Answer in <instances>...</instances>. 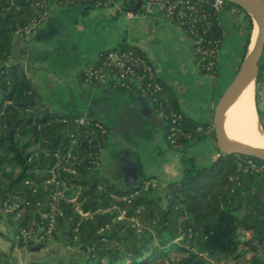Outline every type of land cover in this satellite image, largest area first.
<instances>
[{"label":"trees","instance_id":"1","mask_svg":"<svg viewBox=\"0 0 264 264\" xmlns=\"http://www.w3.org/2000/svg\"><path fill=\"white\" fill-rule=\"evenodd\" d=\"M159 1L165 12L168 6L174 7L170 17L191 40L199 74L214 76L210 59L202 53L214 52L223 40L214 0ZM45 2L48 6L62 4ZM42 3L44 0H0V221L13 227L17 244H27L28 238L22 234L27 231L42 243L76 247L73 257L56 264H264V180L244 172L247 161L263 168L264 162L235 155L217 158L209 166L187 160L179 181L157 188L161 195L153 189L156 187L144 189L149 180L128 188L112 183L96 164L108 134L99 137L92 126L77 122L80 117L43 106L23 67L10 61L12 37L33 22L40 23ZM73 3L94 7L95 0L66 5ZM224 6L236 7L225 2ZM245 17L248 26L242 59L253 30L251 17L247 13ZM118 49L132 52L149 66L136 46L123 43L114 48ZM108 52H102L87 67L99 66ZM237 63L234 73L242 61ZM83 76L82 72L81 80ZM109 81L148 107L146 119L160 124L165 138L167 116L180 115L175 144L165 140L169 149L181 150L214 138L213 129L209 131L207 125L180 111L175 92L154 73L148 76L139 70L131 84ZM256 83L264 87V50ZM71 141H75L72 154L76 158L70 161L74 174L62 171L65 146ZM57 150L63 155L60 160L55 157ZM55 182L65 184L69 189L65 196H75V202L53 201ZM134 192L136 196L123 200ZM80 211L89 216L82 217ZM51 218L53 226L48 232Z\"/></svg>","mask_w":264,"mask_h":264},{"label":"crops","instance_id":"2","mask_svg":"<svg viewBox=\"0 0 264 264\" xmlns=\"http://www.w3.org/2000/svg\"><path fill=\"white\" fill-rule=\"evenodd\" d=\"M135 1L112 0L111 5L100 8L50 4L27 39L18 33L12 37L10 61L25 68L43 106L107 127L118 150L110 153L106 166L99 170L112 183L126 188V179L137 177L129 187L149 180L145 183L162 188L183 177L187 160L196 166L213 164L218 155L214 138L181 150L169 149L161 125L142 117V108L146 114L149 109L139 99L115 88L109 80L89 86L81 80V73L104 51L123 43L136 46L154 74L175 92L180 111L210 131L215 106L238 62L236 57L229 59L238 53L242 37L234 41L232 30L222 24L221 69L214 77L200 75L193 63L191 41L183 30L161 11L160 4L150 0L131 13ZM123 157L125 161H120Z\"/></svg>","mask_w":264,"mask_h":264},{"label":"rangeland","instance_id":"3","mask_svg":"<svg viewBox=\"0 0 264 264\" xmlns=\"http://www.w3.org/2000/svg\"><path fill=\"white\" fill-rule=\"evenodd\" d=\"M150 1L153 3H157V4L161 3L160 1L157 2V0H150ZM111 3H112V1H111ZM109 5H111V4H109ZM190 10L192 11L193 9H190ZM161 11L163 13H165L166 16L170 20H172L168 11L165 12L164 8H162ZM217 13H218V19H219L220 24L226 25V27H228L229 29L232 30V36L231 37L234 41L238 40L240 36L242 37L238 53L235 55H231V57L229 59L230 61H232L233 58L236 57L237 59L235 58L234 60L236 62L238 61V63H239L240 60L243 61L242 58L244 55V50H243L242 46H243V42H244V39H245V36L247 33L246 28L248 26L247 21L245 19L246 18L245 17L246 12L239 7L238 8H236V7L226 8L223 5L221 8L217 9ZM42 18H43V16H42ZM223 25H222V27H223ZM179 28L182 30V28L180 26H179ZM223 32H224V30H223ZM252 32H254V25H253ZM19 34H21V33H19ZM21 35H23L25 37L23 32ZM223 38H224V33H223ZM251 38H252V34H251ZM222 42H223V40H222ZM222 42H221V45H222ZM198 43H199V41H197V44ZM253 44H254V42H252L251 45L249 43V46H248L247 50L245 51L246 54L251 50ZM221 45L214 50L213 58H210V56H209V59H210L209 69L211 70L213 68L214 72L216 73L215 75H217V73L219 72V69H221V68H218L220 63H222L221 62L222 61L221 56H219V54H220L219 49L221 48ZM197 52H200L199 48H197ZM204 52L205 51H203L202 53L204 54ZM240 65H241V63L239 64V67H240ZM238 68H237V70H238ZM236 72L233 74V77L236 74ZM253 81H254V95H253L254 110H255L257 120H258L261 128L264 131V96H263L264 87L261 84L258 85L256 83V80H253ZM107 137L108 138L105 142V145L102 147V149L100 151L101 162H100V158H99L98 165H97V167L101 171L106 166V163H107V160H108L110 153L113 150L114 151L118 150V149L114 148L115 146L112 142V138H111L112 136L109 134V136L107 135ZM101 163H102V166H101ZM245 164L246 165L244 166V172L247 171V174L258 176V178H262L264 180V168L256 167L253 164H250L249 161H247ZM153 187H156V186H153ZM153 189H155L157 191L158 195H161L159 189H157V188H153ZM27 238H28L26 240L27 244L24 247H20L17 244L18 238L14 235L13 227L11 225L6 224L4 222V220H1L0 221V264H50V263L56 264V263H58V260H62V261L66 260L69 257H71L73 254L76 253V247L75 246H67L66 247L61 242H47V243L43 242L42 243L40 241L34 240L33 237H27ZM51 247H53V249L49 250ZM57 250H63V253L60 254V252H58ZM65 250H68L67 251L68 253H65Z\"/></svg>","mask_w":264,"mask_h":264},{"label":"built area","instance_id":"4","mask_svg":"<svg viewBox=\"0 0 264 264\" xmlns=\"http://www.w3.org/2000/svg\"><path fill=\"white\" fill-rule=\"evenodd\" d=\"M54 1H58L62 4H68L71 3L73 1H81V2H88V1H92V0H54ZM112 0H95L94 3V7L95 8H100L106 5L111 4ZM157 2H159V0H157ZM185 5H189V1H185L183 2ZM226 3V2H225ZM161 6V10L162 8H164V4L162 3H158ZM224 5V1L223 0H214V8L217 10L219 8H221ZM40 7L42 9H44L42 16H46L47 15V8L48 5L46 4L45 0L44 3H42L40 5ZM188 8L192 9L193 7L188 6ZM168 13L170 14V12L173 11L174 7L173 6H168L167 8ZM38 25V22H33L28 28H25V30L23 31V34L25 35V38L27 39L29 34L32 32V30L35 29V27ZM204 55L210 56V58H213V52H204ZM141 70L143 74H147L148 76H151L154 72L151 69L150 66H148L147 64H145V62L137 55H134L132 52H122L119 49L118 50H114L110 49L106 59L97 67H87L86 69H84L83 71V82L87 85L90 84H96V85H100V84H105L107 80L109 79H113L116 82H118L119 84H124L121 83L122 81H128L130 82L129 84L133 83L132 81L134 80V78L136 77V73ZM23 71L25 72V68L23 69ZM144 76V75H143ZM117 84V85H119ZM155 90H158L159 87L158 85H154ZM264 96V94H263ZM159 116L162 117V113H159ZM168 117V123H169V129H168V135L166 136L165 140L171 144L174 145L175 144V140H174V135H175V131H176V126L175 124L181 119L180 115H175V114H170V116ZM92 120H87L84 118H81L80 120H78L77 122L80 125H85V126H92L97 132L99 137H103L105 135L108 134V129L107 127L99 122V121H92L94 123L91 122ZM198 130H201V127L198 128ZM75 145V141H71L69 142L66 146H65V152H64V156L60 155V151L57 150L55 153V157L58 158V160L61 159L60 156L62 157L63 163L66 164V166L62 167V171L66 172V173H71L74 174V172L71 170V166H70V161L75 160V156L72 154L73 148ZM96 164L98 165V161L96 162ZM68 165V166H67ZM72 165V163H71ZM57 167L59 166V164L56 165ZM263 168V167H262ZM52 182H54V178H52L51 180ZM56 186H57V190L53 193H51V199L53 201L57 200V199H64V200H68L69 202H75L76 197L71 195V196H65V192L68 191L69 189L65 186V184L63 183H58L55 182ZM144 189H147L148 186H152V184L150 183H144ZM153 187V186H152ZM59 189V190H58ZM137 192L132 193L128 198H124L123 200H127V199H131L132 197L136 196ZM53 209V208H52ZM80 215L82 217H87L89 216L88 213H82L81 211L79 212ZM124 213L122 212L120 217H118V219H122ZM45 217V216H44ZM53 226V219L51 218L49 221V226H48V232L51 230ZM23 236L25 237V239H27V237L30 236V232L27 231H23L22 232Z\"/></svg>","mask_w":264,"mask_h":264},{"label":"water","instance_id":"5","mask_svg":"<svg viewBox=\"0 0 264 264\" xmlns=\"http://www.w3.org/2000/svg\"><path fill=\"white\" fill-rule=\"evenodd\" d=\"M223 1L243 9L251 17L253 25L255 21L257 27L256 39L251 50L245 55L236 74L221 94L215 106L212 127L215 144L218 150L217 158L235 155L246 158H255L264 162V148L235 146L227 137L224 127V117L230 103L251 79L256 80L258 64L264 50V0ZM142 4L143 0H136L134 7L130 10L131 13H137L138 11H140ZM144 109L142 108V110L140 111L142 117L148 118L150 115V111L147 110L148 114H146L144 112ZM120 161H125V158H121ZM136 181H138L137 177H132V180L126 179V188L129 187V183L133 185Z\"/></svg>","mask_w":264,"mask_h":264},{"label":"bare ground","instance_id":"6","mask_svg":"<svg viewBox=\"0 0 264 264\" xmlns=\"http://www.w3.org/2000/svg\"><path fill=\"white\" fill-rule=\"evenodd\" d=\"M256 27L254 21L251 44L256 39ZM253 80L251 79L233 99L224 117L225 133L237 147L264 148V132L254 110Z\"/></svg>","mask_w":264,"mask_h":264}]
</instances>
